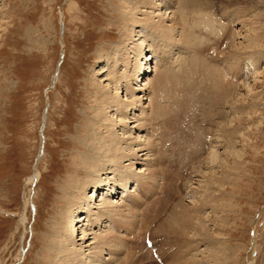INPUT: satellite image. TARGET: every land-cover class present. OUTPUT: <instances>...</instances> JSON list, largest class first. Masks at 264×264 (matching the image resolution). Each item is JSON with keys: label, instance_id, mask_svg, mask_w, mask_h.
Listing matches in <instances>:
<instances>
[{"label": "rangeland", "instance_id": "rangeland-1", "mask_svg": "<svg viewBox=\"0 0 264 264\" xmlns=\"http://www.w3.org/2000/svg\"><path fill=\"white\" fill-rule=\"evenodd\" d=\"M122 1L0 0V264H50L53 257L59 261L63 259L58 252L51 251V246L59 242L55 232L62 224L60 215L65 204L62 190L81 191L80 185L86 182L85 171H80L78 175L75 171L87 157L81 148L87 147L84 137L90 133L91 120L98 115L94 112L98 108L97 98L103 96L106 90L113 94L114 88L119 97L123 99L126 96L125 92L120 94L122 90H119V86L108 82L110 77L113 76V80L123 74L124 68L117 63V59L127 53V57L139 59V66L148 70L143 78V70L137 71L136 75H140L132 85L139 86L146 78L152 79L155 73L159 74L156 69L167 64L177 66L191 57L189 55L193 50L189 44L185 47L181 43H171L173 48L168 49L165 45L168 40L166 35L157 36L155 31L145 27L132 29L122 12ZM150 1L157 5L153 10L146 9V13L152 11L154 22L161 19L170 27L169 20L173 17L178 0ZM249 1L241 5L235 1L231 2L232 5L227 4L229 0L204 1V23L199 27L208 35L195 54L198 63L191 67L184 63L188 70L174 78L188 71L192 73L185 89L184 116L176 117L173 114L171 118L174 111L164 110L161 118L149 116L151 119L146 122L149 129L144 132V128L135 129L141 118V112L135 109L130 115L124 114L128 118L133 117L132 120L126 119L127 127L114 128V134L118 137L125 139L128 136L129 141L135 140L141 145L147 140L154 142L157 137L161 140V151L156 148L157 176L161 175L160 178L168 186L167 205L163 204L156 211L147 209L148 203L143 204L144 200L139 205H130L133 195L130 193L131 197L128 195L123 201L124 194H119L122 192L120 189L118 194L112 195H101L104 191H100V196L92 199L95 205L101 199L108 200L113 202L112 206H119L120 210L126 212L134 208L138 210V219L143 211L147 213L146 216L158 215L147 233L139 224L128 223L121 224V227L125 225L127 231L132 233L121 229L116 231L114 224L118 221L103 220L113 223L108 224V230L112 228L116 231L112 232L126 239L132 240L131 236L136 234L150 240L141 245L137 243V248L141 250L136 256L143 260L141 264H148L149 261L152 264H170L169 260L163 261V251L172 255L175 252V258H181V262L190 257L202 260V257L209 256L211 252L208 250L216 244L223 248L220 247L226 255H222L224 258L218 256L220 262L224 259L221 264H264V24L259 28L258 18L264 14V0ZM208 15H211L208 20L213 22L210 27H203ZM240 16L241 21H247L246 26L238 22ZM137 17L140 19L143 16ZM227 26L231 28V33ZM176 30L173 31V38L178 41L181 31ZM217 31L226 35L215 34ZM134 38L138 41H133ZM232 40L234 42L230 43ZM132 45H137V49L141 50L140 56L135 50L133 52ZM123 49L124 53L118 58ZM233 50L241 55L240 70H243L241 73L247 70L246 77L239 83L231 79L232 76L228 77V82L237 84L236 93L223 101L218 97H222L224 92L217 78L216 65L229 74L231 70L228 71L226 67L236 61L232 56ZM109 57L114 58L109 60ZM208 92L216 95V101L212 100L210 104L207 100H201ZM135 93L136 97L142 99L141 105L149 115L148 92ZM170 93L174 96L179 94L175 90ZM154 96H151L152 100H155ZM234 97L236 99L231 107ZM163 103L161 101L162 106ZM170 104L172 100L168 101L167 106ZM241 105L243 107L240 108ZM113 109H106V113H103L119 124L122 117L119 118ZM221 113H225L223 118ZM236 119L237 124L240 121V126L236 124ZM224 126L226 131L236 130L232 131L233 137L228 139L227 145L217 132L219 127ZM134 142L133 150L137 148ZM181 148L186 150L180 153ZM212 153L219 155L218 163H210ZM128 164H122L128 170L126 173L140 170L144 174L134 176L140 179L146 177L148 171H144V162L136 163L130 171L126 169ZM161 167L163 171L160 173ZM34 170L36 181L32 177ZM225 175H231L232 180ZM222 176L227 181L225 184L219 183ZM107 177L113 180V174ZM70 179L75 181L69 186L67 181ZM136 183L134 179L130 181L133 186ZM148 188L149 184L140 187ZM85 192L89 196L95 193L90 188ZM218 194L222 200L218 198L215 201L217 197L214 195ZM177 205L197 213L192 223L204 224L211 238L205 236L202 239L193 230L180 237L170 233L169 236L163 234L165 236L157 238L153 229L164 224L171 209ZM163 207L166 210L162 213ZM72 214V221L77 216L89 218L76 210ZM122 216H118L121 221L124 220ZM74 229L75 245L66 244L75 253L79 252L81 257L88 255V245L94 242L93 234H111L102 223L98 227L90 226L87 219L77 221ZM85 234L87 236L83 243L87 247L79 248L81 236ZM132 246L135 244L130 241L129 247ZM145 249L149 250L148 255ZM100 254L103 264H115L112 258L106 263L111 256L104 249ZM121 255L117 256L118 259ZM207 258L199 264H213ZM86 260L90 258L86 257ZM68 262L79 264L71 259Z\"/></svg>", "mask_w": 264, "mask_h": 264}, {"label": "bare ground", "instance_id": "bare-ground-1", "mask_svg": "<svg viewBox=\"0 0 264 264\" xmlns=\"http://www.w3.org/2000/svg\"><path fill=\"white\" fill-rule=\"evenodd\" d=\"M204 1L205 0H178L176 3V6L174 7L173 17L169 20L171 23L170 27L165 25L164 20L161 21V19H159L160 21L154 22L153 17H152V11L146 13V9H150V10L155 9V6L157 5L156 3L154 4V2H151L150 0H128V1L123 0L121 2L123 7H124L122 12L125 16V20H127L130 23V26L132 27V29L138 28V27L149 28L151 31H155L157 36L158 35H166L167 36L168 40H167V43H165V45L168 47V49H172L173 48L172 45H175V44L180 45V43H181V45L184 44L183 46H185V47L189 44V46H190L189 48L192 49L193 51L189 55L191 57L188 60L181 62L177 66L172 67L173 66L172 64L165 63L167 65L162 66L161 69L159 68V69L155 70V71L159 70V74L155 73V75L153 76L152 79L146 78L145 82L139 86L132 85L134 82H136L138 80V77L140 75L139 73L136 75L137 71L143 70V72L141 74V77L143 78V77H145L146 71H148V70H146V68L144 70V69H142L141 66H139V59H136V58L130 59L131 57H127V53L124 54L123 56H121L124 53V49H123V51H121L120 55L118 56V58L120 56H121V58L117 59V63L121 64L122 67L124 68L123 74L119 75L117 78H115L113 80H112L113 76L110 77L111 79L109 78V80L107 78V80H108V82H111V83L113 82L114 85L119 86V90L120 89L122 90L120 92V94L125 92L126 96H124L125 99L123 98L124 99L123 100L121 97H119L117 89L114 88L113 94H111L110 92L109 93L106 92V91H108V90H106L103 92L104 93L103 96L100 95L97 98V100L99 101L98 102V108H96L94 112H96L98 115L95 116L96 119L91 120V128L89 129L90 133H89V135H85L86 139L84 137V142L86 143L87 147L82 146L84 149L81 148L82 152L83 153L85 152L87 154V157L84 154V156L86 157V159L84 157L85 160L83 159L84 164L75 171L76 175H78V173L80 171H85L84 176H85L86 182L84 183L83 186L80 185V187L82 188L81 191L70 190V189L62 190V192H63L62 198L65 200V204H64L62 211H61L62 215H60V216H62V222H61L62 224H61V226L59 225L60 226L59 228H56L57 230L55 232L56 235L59 236V242L56 244H53L54 246H51V251L58 252V254H59L58 256H61L63 259L61 261H59L58 259H55L53 257V258H51L50 264H70L68 262L70 259L72 260L73 263H76V261H78L79 264L81 262L83 264H88V263L89 264H96V262H100L103 264L104 262H102L101 254H100L102 249L105 250V253H108V255L110 254V256H111L108 258V260L106 259V263H108L109 260H111V258L114 260L113 262L115 264H141V263H143V260L136 256V253L139 250H141V248L140 249L137 248V243H139L140 245L142 243L144 244L146 239L139 237V235L135 234V236H137V238L134 235H132L131 236L132 240H129V239H126L123 235L121 236L118 233H114V232L121 229L123 232L132 233V231H130V230L127 231L128 228L126 229L125 225H123L124 227H121L122 226L121 224L128 223V224H132V225L134 224L136 226L139 224L141 226V229H143L147 233L149 230L152 229L153 219L158 217V215L156 213H154L153 215L148 214V216H150V218H148V216H146L147 213H145L143 211L142 216L139 217V219H138V215H139L138 210H136L134 208H132L134 210L128 209L126 212V211L120 210L119 206H112L113 202H110L108 200H104V199L102 200L101 199L100 203L95 205L93 203L95 200H92V199H93V197H97V195L100 196V194H98V192H100V191H104L101 195H104V194L112 195V194H118V190L120 189V190H122V192H119V194H121V196H122V194H124V196L122 197L123 201H124L123 198L124 197L128 198V195L130 196V193L133 195V197L130 196L133 200L132 204H130V205H134L135 203H137L139 205V203L142 200H144L143 204L148 203L147 209L154 210V211L161 208L163 204L167 205L166 204V202H168L167 196H169V193H168L169 191L167 189L168 186L164 182V180H162V178H160L161 175L157 176V173H158V169H157L158 156L156 154V152H157L156 148L159 150V152L161 151V149L159 147V145L161 144L160 138L157 137L154 140V142H151V140H147L141 145L139 142H134L135 140L129 141L130 139L128 136L125 139H124V137H121V138L118 137L117 135L114 134V128L117 126L118 127H124V128L127 127L128 122H126V119L132 120L133 117L128 118L127 116H124V114L128 113L130 115V113H132L133 110H135V109H138V111L141 112V114H140L141 118L138 120L139 123L136 124L137 128H135V129L140 130V129L144 128L143 129L144 132L149 129L148 127H146L147 126L146 122H149L151 119V118H149V116L150 117L158 116L159 118H161V114L164 110L166 112L167 111H174V112H172L171 118L173 117V114H175L176 117L184 116V114L186 112V110H185L186 104H185V100H184L185 99V89L188 85V82H189L191 76H192V73L190 71H188V72H185L184 75L179 76L177 79H174V78L178 75V73L188 70V68L184 67L185 66L184 63L187 62L186 66H188V67L194 66L198 63V59L195 57V54L198 53V48L203 44V39L208 35L207 33H203L200 29L201 27H199V24L204 23L202 21V13H203L202 10L204 8V6H202V5H204ZM229 1L230 2H227V4L229 3L232 5L231 2L235 1L236 4L241 5L242 3H246V1L248 2L249 0H229ZM255 1H257V0H255ZM223 2H225V1H223ZM160 4H162V3H160ZM167 4H168V7L171 6V4L169 2ZM232 7H235V6H232ZM143 9H144V11H142ZM238 14L240 15V12ZM137 15H141L143 17L140 19H137V18H139V17H137ZM241 17L242 16L238 17L239 18L238 22H241L242 25L246 26L247 21L246 22L244 20L241 21ZM209 18H211V15H208V18H206V23L203 25V27H210L211 26L213 20H211L212 22H210V20H208ZM258 18L260 19L259 20V26H260L259 28H261V25L264 24V14H260ZM176 28L178 31H181L179 34V40L178 41L174 40V38H173V31ZM227 28L230 32L231 28L229 26H227ZM257 30H258V28H257ZM171 32H172V35H171ZM217 33H218V35H222V36L226 35L224 33L222 34L220 31L215 32V34H217ZM230 36H234V35L231 34ZM129 38H130V36H129ZM133 41H138V39L134 38ZM233 42H234L233 40L230 41V43H233ZM171 43H172V45H171ZM132 46H131V49H133V52L135 50V52L139 53V56H140V54H142L141 50L137 49V45H132ZM183 46H182V48H183ZM167 47H166V49H167ZM143 51H146V50H143ZM244 54H245V51H244ZM248 54H250V53H248ZM232 56L236 61L233 62V60H234L233 59L232 60L233 63H231V65H229V66L226 65L227 66L226 69L228 71L231 70L229 74H227L223 69H218V67H217L218 64L216 65L217 78H218V81L221 85L220 88H222V90L224 92V95L222 97L221 96H218V97L221 98L223 101H226V99L228 97H232L236 93V85L237 84H234L233 82H228L227 81L228 77L232 76L231 79H235V81L237 83H239L241 81V79H244L246 77L245 72L247 70L244 73H241L243 70L242 71L240 70L241 63L239 60L241 58V55L239 53H237L235 50H233ZM252 56H253V54L248 55L247 58H250ZM112 58H114V57H111V58L109 57V60ZM126 71H128V72H126ZM104 87L106 88V85ZM104 87H103V89H105ZM134 87H135V89H134ZM149 88H151L152 93H150ZM172 90L177 91L179 94L177 96L171 95L170 92ZM136 91L137 92L138 91L139 92L140 91L148 92L149 102L147 105V109L149 110V115H148V113L146 114L144 107L141 105L142 99H140V97H138V96L136 97V94H137V93H135ZM128 95H131V98H128ZM152 95H155L154 96L155 100L151 99ZM234 99H236V97L232 98V104L230 103L231 107H232V105H234V103H233ZM169 100H172V104L167 106ZM201 100L202 101L207 100V103L210 104V102L212 100L216 101V95H212L208 92L206 94V97H205V95L201 97ZM161 101L164 102L163 106L161 105ZM195 103H193L191 105H194ZM241 107H243V106L241 105L240 108ZM109 108H114L113 110H115L117 115H119V118H120V116L122 117V120L121 119L119 120V124H117V122L115 123V120H112V118H110V116L108 117L103 113V111L105 112V110L106 109L109 110ZM241 114H243V113H241ZM224 116H225V113H221V117L223 118ZM153 119H155V118L153 117ZM136 121H134V122H136ZM234 122H235V120H234ZM238 122L240 123V121H238ZM227 123L225 124L226 126H227ZM239 123L237 124V119H236V124L239 125ZM229 124H230V122H229ZM218 131L221 134L220 136L222 138V141H224V144L227 145L228 139L232 136V131L235 132L236 130L234 129L232 131H226V128L224 126L222 128L219 127L217 132ZM123 134L125 135V133H123ZM133 142L136 143V146H137V148L135 150L132 149ZM155 145L156 146L158 145V146L155 147ZM121 146H123V147H121ZM185 150H186V148H181L180 153H181V151L184 152ZM211 155L212 156L210 158L211 159L210 163L214 164L215 162L218 161L219 155H217L215 153H212ZM192 157L195 158L194 155H192ZM80 159H82V158H80ZM163 159L166 160L165 157ZM231 159H233V157H231ZM124 162H129V164H128L129 167L126 168V169H129V171H130V168L133 167L136 163H139V162L143 163L144 162L145 167H146L144 171H146V172L148 171L146 174V177H144V179H140L139 177L134 176L137 174L142 176V174H144V172L140 171V170H138L139 172H136V173L135 172H131V173L127 172L126 173V171H128V170H125L124 167H126V166L122 165ZM226 162H228V161H226ZM106 166H107V168H106ZM122 166H124V167H122ZM151 167H152V169H150ZM162 171H163V168L161 167L160 173ZM228 173H230V172L228 171ZM110 174H113V180H112V178L109 179L107 177ZM231 175H230V177H231ZM35 176H36V171L34 170V175L32 176L33 179ZM228 176L225 175V177L227 179L230 178ZM132 179H134L135 182H138L134 186L132 184H130V181ZM158 180L160 181V183H158ZM215 180H216V178H215ZM34 181H36V179H34ZM74 181H75V179H73V180L70 179L69 181H67L68 185L70 186V184L73 183ZM225 181H226V179L223 177L222 179L219 180V183L225 184L224 183ZM143 182H145V183H143ZM144 184H146V185L149 184V188L148 189H140V187L144 186ZM173 185H175V183H173ZM83 187H84V189H83ZM87 188L88 189L90 188L92 190V192L95 191L94 195L89 196L88 194H86L85 190ZM126 190H127V194L125 193ZM140 193H141V195H140ZM162 193H164V197H163ZM214 197H217L215 199V201L219 200L218 198H221V200H222V196L219 194L214 195ZM125 205H127V204H125ZM127 206L131 208V206H129V205H127ZM148 206H149V208H148ZM213 208L215 210L217 209L215 207H213ZM75 210L80 212L81 215L89 216V218H87V217L82 218V217L77 216L75 221H72V217H73L72 212ZM165 210H166V207L165 208L163 207L162 213ZM218 212H220V209ZM120 215H123L122 218L124 220L121 221L118 219V216H120ZM195 216H198V214L194 213V212L187 211L185 209V206L177 205L175 209H171V211L169 212V216L164 221V224L157 226L156 228L153 229V233L155 234V236L157 238H159V237L161 238L167 234L169 236L170 233L173 235H178L180 237V236H183L182 234H186L189 230L190 231L193 230L194 234L196 233L198 237H201L203 239L206 236L207 238L210 239L211 237H209L210 236V235H208L209 232L206 229V226L204 224H202L201 222H198V224L192 223L194 221ZM105 218L109 219L112 222L118 221L116 224H114L116 231L112 228L110 230H108V224L111 225L113 223H107L108 221L105 223L103 221V220H106ZM85 219L88 220L90 226L98 227L102 223L103 226H105V229L108 230L111 234H113L115 236H112L109 233L106 235L104 233H99V235L93 234L94 235V238H93L94 242H92L88 245V249H87V250H89L88 255L83 254V256L81 257V254L79 252L75 253L74 249L73 250L69 249L67 247L66 242L67 243L69 242L72 245H75L74 244L75 243V241H74L75 235H73V234H74V231L76 228L74 229V227L77 224V221L79 222V221H82ZM125 220H126V222H125ZM104 223H105V225H104ZM112 231H114V232H112ZM101 232H103V231H101ZM163 234H165V235H163ZM150 235H151V233H150ZM86 236H87V234L81 236L80 241L78 240L80 242L79 245H81L79 248H81L83 246L87 247V245H84V243H83V241L86 239ZM155 236H154V238H155ZM173 237H174V239H176L175 236H173ZM122 241H123V245H122ZM130 241H131V244H135V246H132L130 248L129 247ZM184 241H186V239ZM180 242H182V241H180ZM216 245L214 248H212L213 250L212 249L208 250V252L210 251L211 253L209 252L210 253L209 256L207 255L206 257H208L211 260V262H213V264H221V262L224 261V259H221V262H220L218 256L220 255V257H222V255L224 254V251L221 250V248H222L221 246H220L221 248L218 246L219 244L217 246ZM91 246H92V248H90ZM107 248H108V251L106 252ZM123 249H124V252H123ZM147 250L148 249H145V253H147L146 255H148V251H149V250L148 251ZM225 250H227V249H225ZM126 251H128V252L126 254H124ZM225 253H226V251H225ZM118 255H121V257L119 259L117 257ZM174 255H175V252L172 255L171 252L165 253L163 251L162 252L163 261L166 262L169 260L170 264H199V262L204 261L206 258V257H202V260L197 261V260L193 259L192 257H190L188 260L181 262V258L176 259ZM224 256H226V255L224 254ZM86 257L90 258V260L89 261L86 260ZM208 258H207V260H208ZM222 258H224V257H222ZM227 259H228V256H227ZM149 262L150 263H148V264H152L151 261H149ZM144 264H145V262H144Z\"/></svg>", "mask_w": 264, "mask_h": 264}, {"label": "water", "instance_id": "water-1", "mask_svg": "<svg viewBox=\"0 0 264 264\" xmlns=\"http://www.w3.org/2000/svg\"><path fill=\"white\" fill-rule=\"evenodd\" d=\"M42 128H40V131H41ZM34 175V172L32 173V176Z\"/></svg>", "mask_w": 264, "mask_h": 264}]
</instances>
